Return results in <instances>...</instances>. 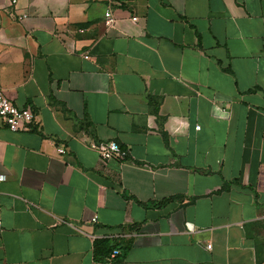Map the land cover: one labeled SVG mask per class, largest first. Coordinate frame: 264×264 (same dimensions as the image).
Instances as JSON below:
<instances>
[{
  "label": "crops",
  "instance_id": "obj_1",
  "mask_svg": "<svg viewBox=\"0 0 264 264\" xmlns=\"http://www.w3.org/2000/svg\"><path fill=\"white\" fill-rule=\"evenodd\" d=\"M13 1L0 86L39 123L0 132V264H264V0Z\"/></svg>",
  "mask_w": 264,
  "mask_h": 264
},
{
  "label": "built area",
  "instance_id": "obj_2",
  "mask_svg": "<svg viewBox=\"0 0 264 264\" xmlns=\"http://www.w3.org/2000/svg\"><path fill=\"white\" fill-rule=\"evenodd\" d=\"M115 0H109L108 9L105 13V26L108 29L115 27L117 19L113 15L111 5L114 4ZM13 4H16V1H13ZM28 17L23 15L19 17V22H23ZM134 21H137V18H133ZM85 59H89V56L86 55ZM38 118L36 114L30 109H19L17 108L5 95L4 88L0 86V132L3 129H8L11 132H31L34 127L38 125ZM200 130L198 126L196 128ZM88 147L94 150L101 158L102 161L108 162L110 160H119L126 161L129 159V151L122 148L120 144L116 142H91ZM59 154H65L66 150L64 148L58 149ZM132 164L135 163L132 161ZM4 177H0V181H3ZM97 217L93 218L92 222L95 223ZM2 223L0 221V228ZM211 249V246H208ZM121 255L120 251L115 250L110 260L107 264H113V262Z\"/></svg>",
  "mask_w": 264,
  "mask_h": 264
},
{
  "label": "trees",
  "instance_id": "obj_3",
  "mask_svg": "<svg viewBox=\"0 0 264 264\" xmlns=\"http://www.w3.org/2000/svg\"><path fill=\"white\" fill-rule=\"evenodd\" d=\"M95 248H96V253H95L96 254V260H99V254L106 258L108 253L112 251V249L109 248V242L106 240L97 241L95 244ZM99 251H100V253H99Z\"/></svg>",
  "mask_w": 264,
  "mask_h": 264
}]
</instances>
